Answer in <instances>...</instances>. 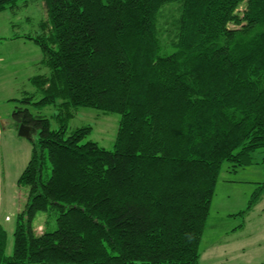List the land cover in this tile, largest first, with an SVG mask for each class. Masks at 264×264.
<instances>
[{
  "label": "trees",
  "instance_id": "obj_1",
  "mask_svg": "<svg viewBox=\"0 0 264 264\" xmlns=\"http://www.w3.org/2000/svg\"><path fill=\"white\" fill-rule=\"evenodd\" d=\"M45 4L44 31L22 36L49 73L14 98L39 107L12 113L38 138L11 254L0 223V264H199L223 163L237 171L264 148V0ZM80 106L120 115L112 149L86 140L91 125L68 128ZM263 194L260 182L249 207ZM38 211L56 213L54 230L34 233Z\"/></svg>",
  "mask_w": 264,
  "mask_h": 264
},
{
  "label": "rangeland",
  "instance_id": "obj_2",
  "mask_svg": "<svg viewBox=\"0 0 264 264\" xmlns=\"http://www.w3.org/2000/svg\"><path fill=\"white\" fill-rule=\"evenodd\" d=\"M48 18L45 0H17L15 5L0 11V223L7 230L9 254L13 252L17 216L28 197V187L19 183V178L31 158L33 141L38 138V131L33 132L31 139L20 136L12 113L17 105L24 104L35 113L39 111L36 105L22 104L14 98L36 91L32 76L49 73L40 62V47L22 36L43 32V22ZM45 32L51 34L48 28ZM40 111L51 119L53 128L60 126L55 117L56 105ZM119 120L118 113L80 106L68 128L91 125L86 140L112 149ZM252 156L253 163L237 171L229 169V162L222 165L200 242L199 264H264V194L249 207L257 186L264 182V148H258ZM32 224L36 235L54 230L57 215L38 211Z\"/></svg>",
  "mask_w": 264,
  "mask_h": 264
},
{
  "label": "water",
  "instance_id": "obj_3",
  "mask_svg": "<svg viewBox=\"0 0 264 264\" xmlns=\"http://www.w3.org/2000/svg\"><path fill=\"white\" fill-rule=\"evenodd\" d=\"M18 126H19L18 127V134L20 136L28 138V139L32 138V134L35 131V129L32 126L27 125L25 123H20Z\"/></svg>",
  "mask_w": 264,
  "mask_h": 264
}]
</instances>
